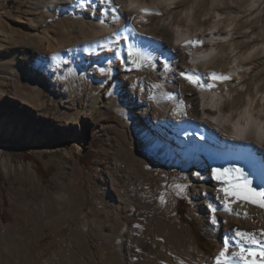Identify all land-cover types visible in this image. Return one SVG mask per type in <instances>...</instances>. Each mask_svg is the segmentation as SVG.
<instances>
[{
  "label": "rangeland",
  "instance_id": "obj_1",
  "mask_svg": "<svg viewBox=\"0 0 264 264\" xmlns=\"http://www.w3.org/2000/svg\"><path fill=\"white\" fill-rule=\"evenodd\" d=\"M56 1L0 0V264H155L161 261V256L173 264L216 260L226 235L223 232L217 237L212 235L214 220L209 208L213 202L201 196L204 190L199 182L204 177L206 184L213 186L217 181L216 165L201 155L189 159L190 167L185 172L165 165L123 124L124 119L115 110L122 98L112 93V80L108 81L106 94L96 101L98 81L106 75L100 71L101 67L96 72L67 74L66 64H49L52 49L42 38L45 32L55 36L52 45L56 47L105 34L99 30L84 36L76 34L71 39L58 34L59 26L74 27L76 20L71 14L63 15L60 8H53ZM170 1L172 10L166 18L154 12L142 20V25L133 24L132 33H152L160 21L176 22L185 13L198 12L205 14L201 19L206 17L211 24L218 22L219 28L224 29L227 24L241 26L247 35L244 40H252V55L263 51L261 58L244 68L247 83L252 90L262 84L264 0ZM142 5L152 7L153 2L146 0ZM44 20L51 26L40 25ZM193 21L189 17L185 23ZM176 27L174 24L173 28ZM18 29L27 30L31 40L24 39ZM156 35L159 36L158 32ZM247 55H238L237 60ZM180 62L178 59L175 63ZM35 65L36 74L32 75ZM154 68L151 60L138 56L135 69L127 68L128 72L124 73V79L128 75L135 77L128 109L141 112L150 122L153 120L148 111L159 107L157 95L162 90ZM113 101L116 106L112 105ZM160 113L168 115L167 109ZM120 130L132 139L130 146ZM131 149L147 156L151 175L165 180L162 192L152 203L162 206L159 214L137 211L132 214L130 210L132 206L150 208L151 203L143 197L152 192L146 177L129 160ZM222 173L224 179L232 180ZM174 176L191 179L185 193L175 189ZM123 190L127 196L121 199L117 192ZM133 190L137 191L136 195ZM80 198L85 200L82 202ZM238 202V207L247 203L240 198ZM72 203L74 207L70 206ZM70 208L80 210L81 218L69 216ZM236 217L232 216V223L237 222ZM247 217L248 227L260 228L255 216ZM82 227L87 229L90 259L77 241ZM178 231L181 233L177 235ZM188 233L197 248L192 256L186 257L181 256L187 250L184 240L178 243L177 238L184 239ZM127 235L135 245L147 248L142 249L141 258L129 257ZM121 237L124 243L119 246Z\"/></svg>",
  "mask_w": 264,
  "mask_h": 264
},
{
  "label": "bare ground",
  "instance_id": "obj_2",
  "mask_svg": "<svg viewBox=\"0 0 264 264\" xmlns=\"http://www.w3.org/2000/svg\"><path fill=\"white\" fill-rule=\"evenodd\" d=\"M145 1L57 0L53 3V8H60L64 12L63 15L71 14L76 20L74 27H68L65 24L59 26L56 31L58 34L63 33L69 39L76 34L84 36L89 33H98L99 30L104 31L105 34L84 39L82 42L56 47L57 45H52V38L55 36H50L48 32H45L42 38L48 42L47 47L52 49L50 62L49 59L48 62L49 64L57 63L58 66L66 64L64 72L67 74H76L86 70L96 72L99 67L103 68L106 75L98 81L96 101H100L101 94H106L108 81L112 80V85L109 86L112 93L122 98L120 104L117 103L116 106V101H113L112 105L116 106L117 114L124 119L123 124L127 125L142 145L165 165L180 166L188 170L189 159L197 158L202 154L210 158L216 165L214 175L220 174L221 178L217 179L216 183L212 184L213 186L207 185L204 177L199 178V182L206 192V195L201 194V196L213 202L209 208L213 212L214 220L212 235L217 237L221 232L226 235L217 259L219 257L226 264H244L241 256H247V249L254 252L264 249V236L261 235L264 232L262 213L264 208L249 202L241 203L242 205L238 207L236 204H239V197L232 194L234 191H239L240 186L246 184V181H250L253 188L258 189L264 184V81L252 90L244 73V68L251 66L256 58H261L263 51L258 50L252 55V40H244L246 32L240 28L241 26L235 28L227 24L224 29L222 27L221 29L218 27V22L211 24L212 21L210 22L206 17L201 19V16L205 14H199V12L197 14L185 13L180 21L176 22L160 21L154 27V32L134 35L131 31L133 24L142 25V20L148 19L154 12L166 18L172 10L170 5L173 2L170 0H152V7L143 6L142 3L144 4ZM226 2L224 5H227ZM49 10L51 11L52 8ZM47 16L50 18L51 13ZM189 17H192L194 21L185 23ZM174 24L176 28H173ZM40 25L46 28L51 26L49 21L45 20ZM17 32L24 39L31 40L27 30L18 29ZM247 53L246 58L237 60L238 55L244 56ZM138 56H144L153 62L154 72L162 86L160 94L157 95L159 107H151L152 109L148 111L153 120L151 122L146 121L141 112L128 109V103L131 102L130 96L134 91L135 77L128 75V78L124 79L126 75L124 73L128 72L127 68L135 69ZM178 59L181 62L176 65L175 62ZM37 64L40 67L39 61ZM36 68L35 65L31 69L32 75L36 74ZM174 68H177V72H174ZM182 73L190 76L197 83H190ZM213 75L227 77V79H213ZM164 109L168 111L167 116H162L160 113ZM187 119L205 125V129L200 131L199 128H189L185 122ZM150 123L153 125L151 126ZM168 123L175 125L171 128L174 131L198 130L197 132L202 135L203 132H207L208 135L204 142L193 136L196 132H191V136L183 139L173 138V131H169L168 128L163 129ZM120 132L125 135L124 141L130 146L132 139L121 130ZM168 134L169 138L166 137ZM196 141L202 143L198 145ZM245 149L250 151L248 156V153L244 152ZM225 151L231 154H226ZM129 154V160L137 165L136 167L146 177V181L151 184L152 188L150 195L143 197L145 202L151 203V207L142 210L132 206L130 210L132 214L136 211L151 215L159 214L163 210L162 206H157V203L152 206V203L162 192L163 186L161 185L165 180L155 178L150 174L148 167L150 161L143 153L140 154L131 149ZM222 172L227 173L232 180L224 179ZM190 181L191 179L176 178L172 184L176 190H181L185 184L190 185ZM133 191V195H136L137 191ZM117 195L123 199L127 196V192L123 190L117 192ZM79 200L83 202L85 199L80 198ZM70 206L74 207L73 203ZM73 212L76 211L70 208L69 216L74 219L81 218L80 210H77L75 214ZM248 214L255 216L260 228L252 229L247 226ZM232 216H237L235 218L237 222L232 223ZM86 230L82 227L77 235V241L85 256L90 259L92 254L88 247ZM236 231L252 234L258 243H251L237 236ZM179 233L181 232L178 231L177 235ZM125 238L129 257L141 258L142 249L147 248L132 243L128 235ZM177 240L178 243L184 240L183 246L187 249L183 250L181 256L188 257L195 253L197 244L191 233L184 235V239L179 236ZM225 241L228 242L227 248ZM123 243L124 240L121 237L117 244L120 246ZM242 249L245 251L242 252ZM222 251L224 256L220 257ZM160 259L161 261L155 264H173L164 256ZM217 259L207 260L204 264H217Z\"/></svg>",
  "mask_w": 264,
  "mask_h": 264
},
{
  "label": "snow or ice",
  "instance_id": "obj_3",
  "mask_svg": "<svg viewBox=\"0 0 264 264\" xmlns=\"http://www.w3.org/2000/svg\"><path fill=\"white\" fill-rule=\"evenodd\" d=\"M147 11V10H142ZM100 71L103 73L104 69L101 68ZM185 79H187L190 83L196 84L197 81H194L190 76H187L182 73ZM227 79V77H216L213 75V79ZM202 86V85H201ZM242 175V174H241ZM220 174L216 175V179H220ZM234 196H238L240 199L247 201L249 203L258 205L262 208H264V184L259 186L258 188L251 187V182L246 181L245 186H240L239 191H234L232 193ZM215 211V209H213ZM236 235L244 238L245 240H248L251 243H258V241L255 240L254 236L250 233H243L240 231H236ZM262 236H264V232L261 233ZM227 241H225V247L227 248ZM242 252L245 251L244 249L241 250ZM224 256V252L222 251L220 253V257ZM241 259L244 261V264H257V260L259 259L260 264H264V249H261L260 252H254L251 249H247V256H241ZM217 264H226V262L221 261L218 257Z\"/></svg>",
  "mask_w": 264,
  "mask_h": 264
},
{
  "label": "built area",
  "instance_id": "obj_4",
  "mask_svg": "<svg viewBox=\"0 0 264 264\" xmlns=\"http://www.w3.org/2000/svg\"><path fill=\"white\" fill-rule=\"evenodd\" d=\"M175 178H176V177H175ZM185 185H186V184H185ZM185 191H186V190H185ZM179 192L182 193L181 190H179ZM182 194H183V193H182ZM259 262H260V261H259V259H258V260H257V264H260Z\"/></svg>",
  "mask_w": 264,
  "mask_h": 264
}]
</instances>
